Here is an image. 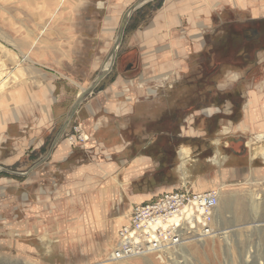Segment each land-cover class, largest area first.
<instances>
[{
    "label": "crops",
    "instance_id": "crops-1",
    "mask_svg": "<svg viewBox=\"0 0 264 264\" xmlns=\"http://www.w3.org/2000/svg\"><path fill=\"white\" fill-rule=\"evenodd\" d=\"M133 1L116 0V4L123 8ZM118 7L117 13L121 14ZM225 10H236L246 17L220 19L223 21L218 25L216 17L221 18ZM155 13L150 23L137 31L135 42L126 51L136 49L139 59L135 68L125 70L126 64L122 73L140 68V74L119 73L98 96L83 101L59 139L80 93L54 77L47 71L48 66L39 67L45 71L43 77L13 84L0 96V194L11 186L18 207L29 200V209L35 205L44 214L52 211L53 205L47 210L41 207L45 201L34 200L50 197L54 187L63 192L70 188V181L84 180L80 188L93 189L94 182L104 177L110 185L116 179L102 176L96 167L101 147L95 148V142L109 145L107 151L125 154L121 197L128 195L131 206L121 227L130 221L135 205L184 185L207 191L222 184L220 195L231 181L264 180V47L257 49L256 61L222 66L224 75L216 80L215 90L231 92L224 98L214 95L212 102L204 103V93L197 94L194 89L192 97L180 94L176 108L179 113L166 115L165 102L175 98L169 100L160 92L169 81L178 84L196 70L199 54L218 44L217 30L224 29V24L229 30L240 23L264 20V0H163ZM117 20L114 15L108 18L109 22ZM165 52L174 58L161 62ZM169 65V81L158 86V94H147L146 87L157 83L148 76L166 71L161 67ZM255 65L262 67L260 79L252 71ZM192 103V109L185 112L187 104ZM102 111L104 114L98 118ZM118 118L108 126V121ZM165 121L170 122L167 129ZM75 125L81 126L88 143L70 139L77 135ZM104 125L109 127L108 132L99 134ZM108 189L111 187L99 189L98 194ZM104 203L100 199L91 203L90 209L98 212L96 217L106 213Z\"/></svg>",
    "mask_w": 264,
    "mask_h": 264
},
{
    "label": "rangeland",
    "instance_id": "rangeland-1",
    "mask_svg": "<svg viewBox=\"0 0 264 264\" xmlns=\"http://www.w3.org/2000/svg\"><path fill=\"white\" fill-rule=\"evenodd\" d=\"M138 1L134 0L122 8L116 0H0V96L13 84L43 77L45 71L39 67H44V64L48 66L45 70L61 82L73 86L80 94L89 90L104 69L106 76L84 98L83 103L98 96L101 90L117 79L126 64L136 62L135 55L126 56V51L135 42L137 31L150 23L156 9L163 3V0H150L129 14L113 64V50L122 21ZM116 6L121 9V14L117 13ZM113 15L118 16L117 22L108 21ZM245 17L236 10H225L215 22L220 25L223 20ZM223 27L226 30V24ZM224 29L217 30L218 38L222 39L227 34L228 30ZM161 56V62L165 58H174L169 52ZM108 62L111 65L106 70L104 65ZM170 66L161 67L163 71L166 69L164 72L157 70L158 76H148L157 83L146 87L147 94H158V86L169 81ZM255 66L252 71L260 79L263 77L262 67ZM140 71L138 68L122 73V76H133ZM188 80L189 76L178 84L169 81L163 90L160 89L169 100L175 98L169 104L165 102L166 115L178 112L180 94L194 96V88L185 85ZM186 107L184 111L189 112L193 103ZM206 112L209 113V110ZM103 114V111L100 112L98 118ZM119 119L108 121V126ZM177 122L178 117L173 125L174 131ZM169 123L165 121L166 129ZM108 126L104 125L99 134L108 132ZM114 142L110 140V143ZM96 146L101 147L96 167L102 176L116 179L110 185L104 177L102 181L94 182L93 189L80 188L85 185L84 180H79L77 184L70 181V184L67 183L70 188L63 192L54 187L50 197L34 200L36 203L45 201L41 202V207L47 210L53 205L52 211L44 214L35 205L29 209V200L18 207L11 186L0 194V264H264V180L257 178L231 181L221 189L217 212L219 233L214 237L186 243L184 249L178 245L146 251L145 255L110 259L117 232L126 222L131 206L128 195L121 197L127 163L122 152L112 153L95 142ZM71 184L76 188H71ZM221 186L213 188L220 190ZM109 187L113 191L108 189L98 194L99 189ZM99 199L105 201L107 211L96 217L98 212L94 213L90 208L93 200ZM185 250L190 252L188 256Z\"/></svg>",
    "mask_w": 264,
    "mask_h": 264
},
{
    "label": "built area",
    "instance_id": "built-area-1",
    "mask_svg": "<svg viewBox=\"0 0 264 264\" xmlns=\"http://www.w3.org/2000/svg\"><path fill=\"white\" fill-rule=\"evenodd\" d=\"M74 129L77 135L70 139L84 144L86 136L81 126L75 125ZM219 202L217 189L197 192L184 185L135 205L130 221L118 231L110 259L120 260L213 236Z\"/></svg>",
    "mask_w": 264,
    "mask_h": 264
},
{
    "label": "flooded vegetation",
    "instance_id": "flooded-vegetation-1",
    "mask_svg": "<svg viewBox=\"0 0 264 264\" xmlns=\"http://www.w3.org/2000/svg\"><path fill=\"white\" fill-rule=\"evenodd\" d=\"M233 39V41H232ZM220 43L209 47L199 54V66L191 74L189 81L198 83L197 80L202 78L207 69V58L212 59L220 64L221 75H224L222 66L224 65H241L248 61H256V51L260 47H264V20H252L240 23L237 28H231L227 34L219 39ZM236 42V44H235ZM230 45L237 46L236 50H231ZM216 58H219L218 61ZM216 59V60H215Z\"/></svg>",
    "mask_w": 264,
    "mask_h": 264
},
{
    "label": "water",
    "instance_id": "water-1",
    "mask_svg": "<svg viewBox=\"0 0 264 264\" xmlns=\"http://www.w3.org/2000/svg\"><path fill=\"white\" fill-rule=\"evenodd\" d=\"M148 1H150V0H139V1L135 4V6H133V7L129 10L128 14L125 16L124 20L122 21L121 28H120V33H119V37H118V40H117V42H116V44H117L116 49L118 48V46H119V44H120V42H121V40H122V38H123V35H124V33H125L126 22H127V19H128L129 14H130L134 9L140 7L141 5L147 3ZM132 54L135 55L136 62H129V63L127 64V66L125 67V70L133 69V68H135V67L137 66V64H138L139 53L137 52L136 49L131 50V51H129V52H126V56H128V55H132ZM116 56H117V53H116V50H115L113 64L115 63ZM106 74H107V73H106L105 71L102 72L101 74H99L97 80H96V81L94 82V84L89 88V90H83L84 92L81 93V94L79 95L78 100L75 102V104H74L73 107L71 108V110H70V112H69V114H68V116H67V118H66V120H65V122H64V124H63V126H62V128H61V130H60V132H59V134H58V139H59V138L65 133V131H66L68 125L70 124V121H71L72 117H73L74 114L77 112V110H78L79 106L81 105V103L83 102L84 98H85L89 93H91V92L93 91V89H94V88L98 85V83H99V82L105 77Z\"/></svg>",
    "mask_w": 264,
    "mask_h": 264
},
{
    "label": "trees",
    "instance_id": "trees-1",
    "mask_svg": "<svg viewBox=\"0 0 264 264\" xmlns=\"http://www.w3.org/2000/svg\"><path fill=\"white\" fill-rule=\"evenodd\" d=\"M233 41V39H232ZM236 44V42H235ZM229 48H231V50H236L237 46H233L230 45ZM218 61L220 60L219 58H216ZM215 59V60H216ZM220 69V64L218 62H214L212 59H209V57L207 58V69L205 70V73L202 78L198 79L196 84L191 83L189 80L188 82H186L188 84V86L193 87L194 89H196V93L197 94H203L206 98L205 102H212L211 99L214 97V95L217 96V98H224L226 95H230L231 92L229 93H220L218 91L215 90V86H216V80L219 77V73L221 72ZM166 153L169 150V147H166ZM169 153V152H168ZM167 153V154H168ZM168 165V164H166Z\"/></svg>",
    "mask_w": 264,
    "mask_h": 264
},
{
    "label": "bare ground",
    "instance_id": "bare-ground-1",
    "mask_svg": "<svg viewBox=\"0 0 264 264\" xmlns=\"http://www.w3.org/2000/svg\"><path fill=\"white\" fill-rule=\"evenodd\" d=\"M244 4V3H243ZM129 12V11H128ZM116 46H117V44L115 45V47H114V53H115V50H116ZM111 55L113 56V53H111ZM110 65H111V63L110 62H108L107 64H105L104 65V68L106 69V70H108V68L110 67ZM112 66H113V64H112ZM112 66H111V68H112ZM102 71H105L104 69L102 70ZM217 212H218V210H217ZM216 220H217V229H216V233H219V232H217V230H218V218H217V213H216ZM216 233L213 235V236H210V237H208V238H212V237H214L215 235H216ZM208 238H206V239H208ZM202 240H205V239H202ZM194 241H201V240H191V241H189V242H194ZM188 242V243H189ZM186 244V243H185ZM176 246H178V245H176ZM173 247H175V246H173ZM173 247H169V248H173ZM168 248V249H169ZM164 249H166V248H164ZM181 249H184V244H182V248ZM185 253H186V256H188L189 254L188 253H190L189 251H187V250H185ZM146 253L145 252H143V253H141V254H138V255H145Z\"/></svg>",
    "mask_w": 264,
    "mask_h": 264
}]
</instances>
